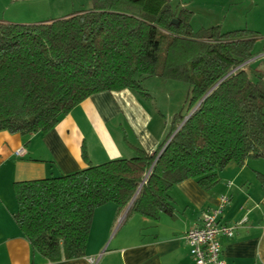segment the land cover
<instances>
[{"label":"trees","instance_id":"1","mask_svg":"<svg viewBox=\"0 0 264 264\" xmlns=\"http://www.w3.org/2000/svg\"><path fill=\"white\" fill-rule=\"evenodd\" d=\"M91 1L45 23L0 22V132L46 134L99 93L150 99L142 84L151 78L190 92L155 152L95 166L83 148L86 169L15 184L14 220L51 262L86 255L95 212L109 203L157 223L173 213L176 186L194 180L209 192L231 163L264 160V72L249 74L257 32L194 31L193 12L171 0Z\"/></svg>","mask_w":264,"mask_h":264},{"label":"crops","instance_id":"2","mask_svg":"<svg viewBox=\"0 0 264 264\" xmlns=\"http://www.w3.org/2000/svg\"><path fill=\"white\" fill-rule=\"evenodd\" d=\"M172 6L193 12L192 0ZM91 7V0H0V22L45 23ZM153 103L152 96L147 99L132 90L104 92L88 98L46 134L0 132V264H195L184 236L201 223L205 212L219 205L223 195L231 197L223 221L234 224L247 219L233 239L222 241L223 258L227 264H264L262 160L249 161L242 168L231 163L209 192L194 180L176 186L170 194L173 213L162 214L157 223L129 216L130 207L121 210L109 203L99 208L82 258L51 262L33 252L14 220L15 184L86 169L83 148L95 166L131 159L136 150L155 152L165 142L171 123L164 124ZM22 149L24 154L17 156Z\"/></svg>","mask_w":264,"mask_h":264},{"label":"rangeland","instance_id":"3","mask_svg":"<svg viewBox=\"0 0 264 264\" xmlns=\"http://www.w3.org/2000/svg\"><path fill=\"white\" fill-rule=\"evenodd\" d=\"M172 2L175 4L180 0ZM192 2L195 12L192 25L196 31L219 25L223 31L248 29L258 33L259 39L254 45L255 57L249 68L250 77L257 80L256 71L264 72V0H192ZM12 13L14 14V11ZM142 86L153 97V104L156 103L160 117L164 118V124L166 121L172 124L174 116L185 107L190 92L189 85L181 81L151 78L144 81Z\"/></svg>","mask_w":264,"mask_h":264},{"label":"built area","instance_id":"4","mask_svg":"<svg viewBox=\"0 0 264 264\" xmlns=\"http://www.w3.org/2000/svg\"><path fill=\"white\" fill-rule=\"evenodd\" d=\"M24 152L23 149L18 151L17 156H22ZM231 186L230 183L228 187ZM230 203L231 197L223 195L219 205L205 212L201 223L185 234L184 240L190 248L195 264H227L223 258L222 241L233 239L236 232L247 222V219L234 224L223 221L224 210Z\"/></svg>","mask_w":264,"mask_h":264},{"label":"water","instance_id":"5","mask_svg":"<svg viewBox=\"0 0 264 264\" xmlns=\"http://www.w3.org/2000/svg\"><path fill=\"white\" fill-rule=\"evenodd\" d=\"M173 23H174L175 25H177V24H178L176 21H175V22H173ZM252 61H253V60H252ZM252 61H250V62H252ZM250 62H249V63H250Z\"/></svg>","mask_w":264,"mask_h":264}]
</instances>
